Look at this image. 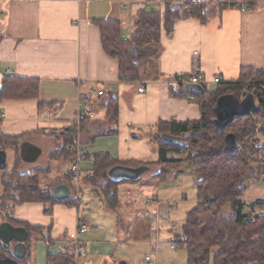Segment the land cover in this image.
I'll list each match as a JSON object with an SVG mask.
<instances>
[{
    "label": "crops",
    "instance_id": "crops-1",
    "mask_svg": "<svg viewBox=\"0 0 264 264\" xmlns=\"http://www.w3.org/2000/svg\"><path fill=\"white\" fill-rule=\"evenodd\" d=\"M197 1L208 3L207 22L201 24L193 19L176 22L171 36L162 34L159 55L146 64L141 80L131 81L120 77L118 62L103 51L95 20H118L123 37L128 38L136 30L137 14L151 6L161 9V1L0 0V80L4 75H17L37 79L39 85L37 98L0 100V134L22 135L23 140L29 139L40 149L43 142L48 144L49 163L44 167L48 170L43 173L42 184H49L44 178L55 173V163L59 166L56 175L64 184V174L71 163L51 155L57 149L60 133L74 128V118L79 111L94 114V118L76 129L80 152L89 155L107 152L114 159L151 162L155 160H151L153 144L141 135L143 132L159 121L183 122L200 117V108L191 98L170 95L169 86L178 90L177 78L197 68L198 77L204 83L199 85L212 92L217 87L214 82L217 75L221 82H228L238 79L243 67L264 70V0H250L251 8H241L243 0L222 8L218 7L217 0ZM139 86L145 87L143 92L137 90ZM111 94L118 97L117 122L111 126L112 131L95 135L110 128L104 118L103 102ZM38 101L52 104L38 107ZM22 142L5 149H12L8 170L14 166ZM78 166L80 175H84L92 168V162L83 158ZM153 173L142 183L139 178L136 182L120 184L119 200L122 201V191L153 180ZM90 194L99 198L91 189ZM131 197L133 193L127 194L125 201ZM145 202L154 208L157 217L168 213V208L156 198ZM239 202L244 205V213H263L264 181L247 184ZM44 205L26 203L9 211L15 221L48 227L49 244L56 239L65 240V235L77 229L81 222L87 229L77 237L85 245L90 242L91 248L100 241L96 237L102 233L93 230L83 217L76 218L71 205H49L48 213L44 212ZM136 207L133 203L128 214ZM31 236L34 239L32 259L21 264H36V245L44 240L35 234ZM66 244L59 251L47 249L46 262L47 253H69L75 258L74 244L70 239ZM150 259H144L146 264H158L157 259Z\"/></svg>",
    "mask_w": 264,
    "mask_h": 264
},
{
    "label": "trees",
    "instance_id": "trees-1",
    "mask_svg": "<svg viewBox=\"0 0 264 264\" xmlns=\"http://www.w3.org/2000/svg\"><path fill=\"white\" fill-rule=\"evenodd\" d=\"M159 1L162 3L161 9H144L137 14L136 30L128 38L123 37L118 20H95L99 27L102 49L106 55L118 62V72L122 78L141 80L146 64L159 55L162 34L171 36L176 22L193 19L205 24L208 20L207 2ZM248 1L245 8L252 6L251 1ZM228 4L236 5L237 1L218 0L217 5L222 8ZM183 76L189 80L192 73ZM248 79L263 83L264 70L243 67L238 79L220 82L214 91L208 92L204 89L201 95L186 92L185 84L180 82V77L177 78L178 90L175 91L172 85L169 86L170 95L191 98L200 108L199 119L183 122L159 121L143 132L141 135L148 138L157 148V158L151 162L114 159L107 152L89 155L81 151L79 160L88 158L92 162V168L81 177V183L88 185L109 210L116 211L119 206V185L136 182L140 176L135 179L111 178L108 171L113 166L145 165L148 170V165L154 164L158 171L152 174V179L163 181L182 165H189L194 172L196 201L185 214L180 234L172 240L176 248L186 251V264H264V212L244 213V205L239 202L248 182L260 181L264 177V143L257 137V134H260L264 138V89L253 90V86L248 88ZM38 87L37 79L4 75L0 80V100L37 98ZM249 92L254 94L258 109L252 114L235 116L223 130H215L212 120L215 116L213 108L216 99L224 94H235L242 98ZM48 104L52 103L37 102L38 107ZM103 106L106 109L104 118L110 128L95 135L113 130L111 126L117 122L118 115L117 95H107ZM81 112L83 118L79 125L90 119L87 114L89 111ZM77 127L60 133L57 149L51 157L66 159L71 164L74 162V154L69 152V147L78 145ZM227 134L234 136L236 148L233 150H227L225 147L224 138ZM23 139L22 135L0 134V150L5 151L9 146L17 147ZM20 160L18 152L12 169L8 170L6 165L0 169V216L3 215L0 222L7 221L26 229L27 250L25 256L18 259L11 249L3 247L0 241V264H21L32 259V234L46 242L49 241L48 227L30 226L15 221L8 217L7 210H14L16 206L26 203H44V212L48 213L49 205L75 203V197L72 195L75 185L72 184L70 167L64 174V184L68 186L70 194L63 200H57L52 196L54 187L42 184L43 173L48 167L20 172ZM73 258L74 255L69 253H47L48 264H75Z\"/></svg>",
    "mask_w": 264,
    "mask_h": 264
},
{
    "label": "rangeland",
    "instance_id": "rangeland-1",
    "mask_svg": "<svg viewBox=\"0 0 264 264\" xmlns=\"http://www.w3.org/2000/svg\"><path fill=\"white\" fill-rule=\"evenodd\" d=\"M242 2H247L248 4L249 1L243 0ZM152 8L154 7L151 6ZM255 82L253 79H248L246 80V85L252 88ZM257 137L264 143L262 135L257 134ZM23 141L31 142L27 138ZM76 142L78 144L80 142L79 134H77ZM41 145V153L35 161L24 162L20 160L18 163L20 172L34 168H44L49 163L50 147L45 142ZM152 147L154 148L153 150ZM152 147L151 160H154L157 158V148L154 145ZM5 154V165L8 168L12 163V149L5 150ZM148 166V170L139 177L140 183L144 181L148 174L158 171L156 165L149 164ZM58 169L59 166L55 163V173L50 177L44 178L51 187L61 183V178L58 174L56 175L59 171ZM82 176L80 175L78 186L75 188L80 190L78 192H74V189L72 190L75 203L71 207L75 210L76 218L83 217L84 221L91 224L93 230L102 233V236L96 237L100 241L93 245L92 248L90 247V242H86L85 245L78 238L84 243L87 255L86 257L73 258L74 263L77 261L75 264H91V262L93 264H119L121 261L127 264H146V261H144L145 256H149L152 259L150 261L157 259L158 264H186V251L182 248H172L170 245L172 240L177 237L176 235L180 234L185 214L193 207L196 201V186L191 166L182 165L163 181L155 179L145 182L144 185L137 183L134 187L135 189L122 191L120 194L122 201L119 200V206L116 211L109 210L100 198L96 199L90 194V187L80 181ZM261 181H264V177ZM130 193H133L134 197H131L129 201H125L127 194ZM153 198L162 201L164 206L168 208V213H162L157 217L154 208L147 206L145 202L147 199ZM132 202L137 207L130 215L127 210L131 211ZM78 205L80 206L79 208ZM2 218L3 215L0 216V220ZM174 225L177 227L176 230H173ZM75 230L76 228L72 232H75ZM70 233L68 232L65 235L67 237L65 240L56 239L53 244L39 241L35 249L36 264H47V249L54 252L67 246L66 242L69 240Z\"/></svg>",
    "mask_w": 264,
    "mask_h": 264
},
{
    "label": "water",
    "instance_id": "water-1",
    "mask_svg": "<svg viewBox=\"0 0 264 264\" xmlns=\"http://www.w3.org/2000/svg\"><path fill=\"white\" fill-rule=\"evenodd\" d=\"M186 92L194 95H201L203 88L199 84L187 83L184 86ZM258 109V103L253 93H246L242 98L235 94H224L216 99L214 111V119L212 120L215 130L221 131L229 124L235 116H243L252 114ZM173 140V138H168ZM225 147L227 150L236 148L234 136L227 134L224 138ZM41 149L28 141H23L19 146V156L24 162H33L37 159ZM5 151L0 150V169L5 167ZM147 171V166L140 165L130 167L124 165H115L109 169L108 175L111 178H128L135 179ZM69 188L66 184L60 183L52 190V196L57 200H63L69 196ZM28 237L24 227L14 226L10 222H0V241L5 248H10L12 254L22 259L26 254L25 241ZM13 242V244H12ZM119 264H126L121 261Z\"/></svg>",
    "mask_w": 264,
    "mask_h": 264
},
{
    "label": "built area",
    "instance_id": "built-area-1",
    "mask_svg": "<svg viewBox=\"0 0 264 264\" xmlns=\"http://www.w3.org/2000/svg\"><path fill=\"white\" fill-rule=\"evenodd\" d=\"M240 7L241 8H245L246 7V3L242 2ZM180 82L182 84H187L188 82L195 83V84H204L202 82V80H200V78L198 77V69L197 68L192 72V76L189 78V80L184 79V76L182 75L180 77ZM214 82L216 84L220 83L221 82V77L219 75L215 76ZM144 89H145L144 86H139L137 88V90L139 92H143ZM260 89H264V82L263 83H255V84H253V90H260ZM98 94L99 95L102 94V91L101 90L98 91ZM87 114H88L89 118H94V114L92 112H87ZM82 118H83V114H82L81 111H79L76 114L75 118H74L73 125L75 127H77L79 125L80 121L82 120ZM69 152L74 154V158H75L74 162L70 166V172H71V176H72V182H74L73 185H75V188H77L78 183H79L78 182L79 181V177H80V170H79V166H78L80 149H79L78 145L77 146H71V147H69ZM75 192H78V190L75 189ZM148 202L149 203H153V202H150V200ZM6 214L8 215V217H12V212L11 211L7 210ZM86 229H87V225L85 223H81V224H79L77 226V229L75 230V232H72L71 234H69V239L74 244L75 254H76L75 258L86 257V255H87V253L85 251V248H84V244L77 237L78 233H82ZM176 229H177V227L174 225L173 226V230H176ZM171 247L175 248V245L171 244ZM145 259L148 260V259H150V257L149 256H145Z\"/></svg>",
    "mask_w": 264,
    "mask_h": 264
}]
</instances>
